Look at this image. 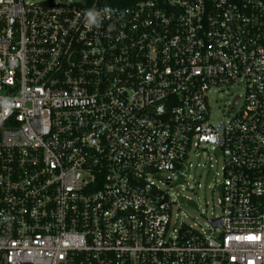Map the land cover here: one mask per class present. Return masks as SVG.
Returning a JSON list of instances; mask_svg holds the SVG:
<instances>
[{"label": "built area", "instance_id": "2783aa9c", "mask_svg": "<svg viewBox=\"0 0 264 264\" xmlns=\"http://www.w3.org/2000/svg\"><path fill=\"white\" fill-rule=\"evenodd\" d=\"M207 146L221 216L175 227ZM0 264H264V0H0Z\"/></svg>", "mask_w": 264, "mask_h": 264}, {"label": "rangeland", "instance_id": "374dc122", "mask_svg": "<svg viewBox=\"0 0 264 264\" xmlns=\"http://www.w3.org/2000/svg\"><path fill=\"white\" fill-rule=\"evenodd\" d=\"M67 1L77 4L83 0ZM243 95V85H231L212 91L208 98L211 122H228L232 118L230 110L235 98ZM241 105L242 102L237 104L238 107ZM189 163L192 164V168H189ZM222 167V151L207 146L189 152L184 174L161 172L154 178L169 196L172 222L175 223V227L186 224L196 230L208 232L211 228L210 221L221 216L219 200L222 198ZM168 178L172 180L171 187L162 184V182L166 183Z\"/></svg>", "mask_w": 264, "mask_h": 264}, {"label": "trees", "instance_id": "16d2710c", "mask_svg": "<svg viewBox=\"0 0 264 264\" xmlns=\"http://www.w3.org/2000/svg\"><path fill=\"white\" fill-rule=\"evenodd\" d=\"M89 3H97L98 5L103 6H113L119 8H125L130 6L133 3V0H88Z\"/></svg>", "mask_w": 264, "mask_h": 264}, {"label": "water", "instance_id": "95a60500", "mask_svg": "<svg viewBox=\"0 0 264 264\" xmlns=\"http://www.w3.org/2000/svg\"><path fill=\"white\" fill-rule=\"evenodd\" d=\"M214 224H216V225L219 224L218 226H220V221H218V223L216 222V223H214Z\"/></svg>", "mask_w": 264, "mask_h": 264}]
</instances>
